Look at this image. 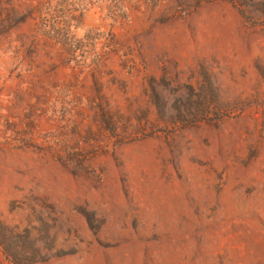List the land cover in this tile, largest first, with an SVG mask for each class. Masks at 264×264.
Instances as JSON below:
<instances>
[{"label": "rangeland", "instance_id": "obj_1", "mask_svg": "<svg viewBox=\"0 0 264 264\" xmlns=\"http://www.w3.org/2000/svg\"><path fill=\"white\" fill-rule=\"evenodd\" d=\"M0 264H264V0H0Z\"/></svg>", "mask_w": 264, "mask_h": 264}]
</instances>
